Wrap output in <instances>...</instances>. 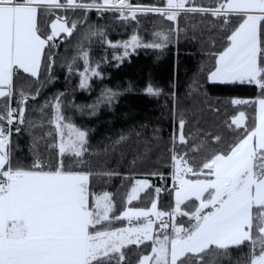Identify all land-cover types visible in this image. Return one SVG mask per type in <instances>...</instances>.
<instances>
[{"label": "snow or ice", "instance_id": "obj_1", "mask_svg": "<svg viewBox=\"0 0 264 264\" xmlns=\"http://www.w3.org/2000/svg\"><path fill=\"white\" fill-rule=\"evenodd\" d=\"M61 9L116 11L124 20H135L138 13H155L177 22L168 32L155 33L157 42L142 44L133 35L121 45L125 55L129 47H167L170 36L179 31L182 13L210 14L224 25L238 18L210 78L224 85H257L261 90L258 99H234L230 103L258 105V124L247 128L246 113L238 111L229 127L235 125L236 130H242L239 140L194 167L188 153H180L175 147L177 141L180 145L188 142L186 121L180 119L171 157V211H160L153 202L149 209L128 208L121 215H110L114 211L112 196L90 191L92 173L65 167V156L81 158L88 151V133L65 117L59 96L52 102L54 115L49 120L59 137V142L52 145L58 148L56 162L40 159L34 138L32 165L13 166L12 125L26 124L28 99L39 95V90L31 96L20 91L16 107H11L14 76L22 70L38 79L45 48L60 33L72 36L77 23L69 25L61 16L50 24L49 35L42 38L39 34L38 14L44 11L55 15ZM97 34L102 35L91 33ZM80 58L86 67L80 73L79 87L86 89L91 77L100 73L91 67L86 50H80ZM53 63L49 57V70ZM146 92L160 94L152 86ZM115 95L109 90L99 103L111 102ZM5 99L0 111V264H124V249L147 241L152 242L151 254L143 255L138 264H189L193 257L195 264H203L204 255L210 251L230 256V250L245 246L248 250L238 264H264V0H216L208 7L195 5L194 0H164L163 6L134 5L131 0H0V100ZM48 106L46 102L44 107ZM91 107L95 109L96 105ZM28 126L35 125L29 122ZM52 135L51 131L46 133ZM152 175L165 178L160 173ZM151 187L147 180H137L127 202L131 204ZM154 191L158 196L162 189L156 187ZM178 217L187 218V226L183 220L178 222ZM120 220L138 224L110 227L112 221Z\"/></svg>", "mask_w": 264, "mask_h": 264}, {"label": "trees", "instance_id": "obj_2", "mask_svg": "<svg viewBox=\"0 0 264 264\" xmlns=\"http://www.w3.org/2000/svg\"><path fill=\"white\" fill-rule=\"evenodd\" d=\"M131 3L163 6L164 0H131ZM194 3L208 7L214 6L216 0H194ZM56 16L67 18L69 25L77 23L72 36L64 34L46 47L38 79L22 71L14 76L12 107H16L20 91L31 96L39 90L36 99H28L26 124H15L20 132L12 136L14 167L32 165L34 138L40 159L45 163L56 162L58 149L52 146L56 136L49 120L54 115L52 102L59 96L65 117L88 133V151L81 158L65 156V167L92 173L90 191L108 192L112 196L114 211L110 215H121L128 208L149 209L153 202L157 203L158 210L169 212L174 207L170 179L173 137L180 119L186 121L184 134L188 142L180 145L177 141L175 147L180 153H188L194 167L239 140L242 130H236L235 125L229 127L238 111L246 113L247 128L257 125V105L230 103L234 99H258L261 90L257 85L210 83L218 54L227 46L226 36L236 26L238 18H231V22L224 25L210 14L182 13L178 18L179 31L170 36L167 47L141 46L121 63L122 50L111 44L124 43L133 35L138 36L142 44L157 42L155 33L168 32L177 22L155 13H138L135 20H124L116 11L61 9L56 10L55 15L43 11L39 19V32L43 37L50 34V24ZM92 32L102 35H91ZM81 49L88 52L91 67L100 73L90 81V90L79 87L80 73L86 67L80 58ZM49 57L54 60L50 70ZM127 83L133 91L118 93L111 102L99 103L107 93L101 91L103 86L113 88ZM148 86L159 89L160 94H147ZM6 102V99L0 100V111ZM46 102L48 107H44ZM93 105L96 107L91 118L81 116L74 108L82 106L83 111L88 112ZM29 122L35 126L29 127ZM50 131L53 135L46 136ZM217 136L221 138L219 141L215 139ZM81 160L83 163H78ZM152 173L167 178L164 189L160 176ZM139 179H148L153 187L129 204L127 196ZM156 187L162 189L158 196L154 191ZM181 220L187 226V218L178 217V222ZM134 224L138 222L133 220L130 224L120 220L112 221L110 227L126 228ZM151 247V241L139 246L129 245L124 249V264H138L143 255L151 254ZM247 250L246 246L232 249L230 256L210 251L204 255L203 264H238ZM189 264H195L194 257Z\"/></svg>", "mask_w": 264, "mask_h": 264}, {"label": "rangeland", "instance_id": "obj_3", "mask_svg": "<svg viewBox=\"0 0 264 264\" xmlns=\"http://www.w3.org/2000/svg\"><path fill=\"white\" fill-rule=\"evenodd\" d=\"M131 40V39H130ZM130 40H128V41H126V42H129ZM125 43V42H124ZM124 43H121V44H115V45H117L116 47L117 48H120V50H122V56H121V59H119L120 60V62L122 63L124 60H126V59H128V57L132 54V53H134L137 49H139L140 47H136L135 49H133L132 47H129L128 49H127V55H125V49L121 46V45H123ZM111 45H113V44H111ZM117 55V54H116ZM92 68H94L96 71H97V69L95 68V67H92ZM100 76V75H99ZM99 76H93V77H91V79H90V81L93 79V78H97V77H99ZM90 81H89V87L88 88H86V90H90ZM210 83H212V84H220V83H218V82H214V81H212L211 80V78H210ZM111 91L112 93H115V94H120V93H124V92H131V91H133V89H132V86H131V84L130 83H127V84H125V85H123V84H117V85H115L113 88H109L108 86H103V88H102V92H108V91ZM75 108V110L77 111V113L78 114H80L81 116H83V117H86V118H91V117H93L94 116V108L92 107V108H90V110L88 111V112H84L83 111V108H82V106H75L74 107ZM258 115H259V112H258V105H257V124H258ZM80 128V127H79ZM81 129V128H80ZM81 130H83V129H81ZM85 131V130H84ZM54 135L56 136V138H54V145L55 144H57L58 142H59V137L56 135V133H55V131H54ZM88 138V137H87ZM58 149V148H57ZM172 175V174H171ZM139 180H147L149 183H150V181L148 180V179H139ZM167 178L165 177L164 179H160V181H161V183H164V184H166L167 183ZM171 183L173 184L174 182H173V180H172V178H171ZM147 190V189H146ZM145 190V191H146ZM145 191H143V192H145ZM143 192H141L140 194H142ZM165 219H167V217H165ZM135 226H137V224H134V225H132V226H129V227H135ZM127 228V227H126Z\"/></svg>", "mask_w": 264, "mask_h": 264}, {"label": "crops", "instance_id": "obj_4", "mask_svg": "<svg viewBox=\"0 0 264 264\" xmlns=\"http://www.w3.org/2000/svg\"><path fill=\"white\" fill-rule=\"evenodd\" d=\"M43 13V11L40 13V14H38V18H37V26H38V29H39V19H40V16H41V14ZM55 20V19H54ZM54 20L52 21V22H54ZM51 22V23H52ZM51 30V29H50ZM39 34H40V32H39ZM65 33H60L55 39H58V38H60L62 35H64ZM41 35V34H40ZM42 36V35H41ZM42 38H44L43 36H42ZM46 49V48H45ZM44 52H45V50H44ZM42 66V65H41ZM19 71H22V70H19ZM18 71V72H19ZM23 72V71H22ZM26 74V73H25ZM28 75V74H27ZM12 107V106H11ZM172 176V175H171Z\"/></svg>", "mask_w": 264, "mask_h": 264}, {"label": "built area", "instance_id": "obj_5", "mask_svg": "<svg viewBox=\"0 0 264 264\" xmlns=\"http://www.w3.org/2000/svg\"><path fill=\"white\" fill-rule=\"evenodd\" d=\"M12 128H13V135H15L17 132H15V128H16V126H15V124H13L12 125ZM172 177H170V179H171ZM161 179V178H160ZM162 185H161V188L162 189H164L165 188V184L164 183H161Z\"/></svg>", "mask_w": 264, "mask_h": 264}]
</instances>
